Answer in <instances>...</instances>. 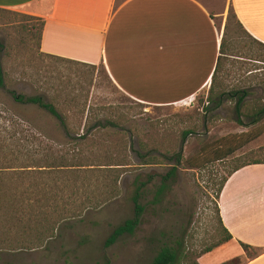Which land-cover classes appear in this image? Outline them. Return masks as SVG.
I'll return each mask as SVG.
<instances>
[{"label":"rangeland","instance_id":"rangeland-1","mask_svg":"<svg viewBox=\"0 0 264 264\" xmlns=\"http://www.w3.org/2000/svg\"><path fill=\"white\" fill-rule=\"evenodd\" d=\"M38 31L39 22L24 10H0V41L5 47V87L0 89V167L11 168L0 174V264H152L161 247L175 242L183 246L180 264H200L207 255L202 254L224 239L216 214L219 184L236 165L264 160V134L232 158L203 167L196 159L205 146L251 129L238 125L235 101L225 98L221 107L212 111L213 106L207 102L210 89H206L184 105L161 108L140 104L114 86L102 65H72L41 54ZM225 40L233 44L232 54L253 60L258 57L256 48L235 26L228 30ZM248 46L251 53L246 50ZM250 70L259 72L248 75ZM211 88L214 93L246 92L245 114L264 107V55L260 63L228 60ZM9 91L43 96L61 115L69 116L70 123H76L84 106L90 107L85 111L83 124L87 125L81 127V135L108 118L107 110L121 126L92 130L93 141L80 148L66 141L53 117L36 107L15 104ZM240 120L247 126L251 119ZM261 124L264 117L257 126ZM188 132L193 133L185 136ZM73 149L83 151L82 167L77 168L82 171L68 176L67 184L77 176L81 191L92 192L94 185L108 183L102 172L108 175L110 169H121L117 171L118 193L87 209L81 207L85 195L79 197L75 201L77 210L85 208L80 216L59 225L51 238L37 241L38 234L43 233V213L54 210L51 203L44 207L42 187L66 184L59 174L39 173L37 168L42 165L38 161L52 154L59 157L72 153ZM139 154L154 164L143 165ZM175 154L181 156L177 167ZM117 164L122 166H108ZM25 167H35L36 171ZM172 167H176L175 176L156 200L161 177ZM141 182H147L140 200L145 208L141 224L132 235L106 246L113 230L132 217V196ZM63 194L69 196L67 191ZM90 194L86 196L92 202L95 194ZM51 221L45 224L47 230ZM240 260L246 261L244 257Z\"/></svg>","mask_w":264,"mask_h":264},{"label":"crops","instance_id":"crops-1","mask_svg":"<svg viewBox=\"0 0 264 264\" xmlns=\"http://www.w3.org/2000/svg\"><path fill=\"white\" fill-rule=\"evenodd\" d=\"M16 9L44 22L41 54L102 65L120 92L148 106L187 104L211 88L228 60L260 63L264 55V0H0V10ZM234 26L256 48L254 60L231 53L225 38ZM217 207L232 239L200 264L240 257L242 264H264V165L233 173ZM240 243L258 255L247 259Z\"/></svg>","mask_w":264,"mask_h":264},{"label":"trees","instance_id":"trees-1","mask_svg":"<svg viewBox=\"0 0 264 264\" xmlns=\"http://www.w3.org/2000/svg\"><path fill=\"white\" fill-rule=\"evenodd\" d=\"M31 17V16H29ZM33 18V17H31ZM36 21L39 22V31H38V47H40V39H41V32L44 27V22L40 19L33 18ZM4 44L0 41V89H4L5 87V75L3 71V56H4ZM220 54L223 55V43L220 46ZM46 56V55H44ZM59 61L67 62L72 65H82L86 66L89 68H94L96 66H88L85 64H80L74 61H69V60H63V59H58L52 56H47ZM222 57L219 58L218 61V67L221 66V61ZM215 75L212 77V85L214 83ZM211 85V86H212ZM9 97L11 100L18 105L21 106H33L36 107L46 113H48L51 117H53L59 124V129L62 132L64 138L66 139L67 142H69L72 145L79 146L82 148L83 145L91 143L93 139H91V131H103L104 129L107 128H119L121 126V123L118 121H113L111 111L107 110L108 112V118L104 119L103 121L96 122L93 125V128L85 134L81 135V127L84 125L86 127L87 124H83V118L85 115L86 108H90L88 106H84L81 111L78 112L76 123H70L69 122V116L67 115H61L58 110L55 108V106L51 102H47L45 98L41 95H35V96H24L17 94L15 91H9L8 92ZM248 94L246 92H231V93H226V92H213V88H210L208 97H207V102L213 106L212 111H215L221 107L223 104L224 99L235 101V114L237 116V123L241 127H251L246 132L240 133V134H232L226 137L221 138L220 140L209 144L205 146L201 151L200 155L197 157L196 162L201 163L203 167H205L208 164H214L217 162H222L224 160L229 159L230 157L232 158L237 152L242 150L244 147H246L248 144L254 142L257 140L259 137H261L264 134V124H261L260 126H257V124L261 121V119L264 117V107L262 108H253L250 110L247 114L243 113L244 108L246 106L245 99L247 98ZM71 110L74 107H69ZM69 113L70 110H67ZM211 111V110H210ZM88 112V111H87ZM70 114V113H69ZM89 117L86 115V118ZM240 117H246L251 119L250 123L247 126H244L242 121L240 120ZM193 132H188L185 133L184 135L192 134ZM142 150H145V148H142ZM83 151L81 149L72 150V153L66 152L62 156H57L55 157L54 154L50 156V158H44L42 160L38 161V166L37 170L39 173L45 175H54V174H59L61 178L68 180V176L74 177V174L79 171H82L80 169H77L79 167H82L81 163V155ZM138 157L140 160H142L143 165H152V161H149L148 159L145 158V156L139 154ZM173 157V156H172ZM180 154H175V166H179L181 162ZM256 164H263L264 165V160H257V161H249L245 162L242 164L236 165L229 173L228 175L221 181L219 184L218 190L216 192V202L218 201L219 195L221 193V190L226 183L227 179L235 172L238 170L249 166V165H256ZM108 166H122L121 164L117 165H108ZM176 167H172L169 172L161 177V185L159 188L156 190L155 193V199L158 200L159 197L163 194L166 183L173 179L175 176L176 172ZM30 172L36 171L34 169L35 167H25V169H30ZM11 168H3L0 167V174H5L6 171ZM15 169V168H12ZM121 169H110L106 175V172H102L104 176V181H108V183L105 186H101V183H98L94 185V189L92 192H86L83 193L81 188L77 184V176L75 177L76 179L72 181L71 179V184H67L68 181H66L64 185H61L59 183L50 185L48 188L42 187V203L44 204V207H47V204L51 203L54 205V210L49 213V212H44L42 216V224H43V233L38 234L37 236V241L38 239H41L42 241H45L46 239L51 238L52 233H55L57 227L64 223L65 221L79 217L80 214L82 213V210H84L86 207H90L88 205L94 204V206H97L100 204V202L104 203L108 201L109 199H112L115 197L118 193V188H117V183L119 180V175L117 174V171ZM86 173V172H85ZM101 174V173H100ZM114 174V175H113ZM113 175V177L111 176ZM101 176V175H100ZM102 177V176H101ZM61 179V180H62ZM103 179V177H102ZM0 182V204H1V199H2V186ZM59 185V186H58ZM147 185V182H141L138 184L135 188L134 194L132 196V204H133V215L130 219L125 220L121 225L117 226L110 237L108 238L106 242V246L112 245L118 238L124 236V235H132L135 230L138 228V226L141 224V218L142 215L145 211V208L143 205H141L140 200L142 198V190L143 188ZM69 193V196H63L65 192ZM83 193V194H82ZM91 193V194H90ZM99 193V194H98ZM92 195L93 196L92 202L86 195ZM85 195V199H81L82 204L81 207H85L81 209L80 211L77 210L78 208L75 206V201ZM99 197V198H98ZM71 204L72 207L67 209L65 207L66 204ZM87 209V208H86ZM54 214V216H52ZM216 214L218 217L219 224L221 226L222 232L224 233V239L219 242L217 245L213 246L211 249L206 250L202 255H205L207 253H210L212 250L222 246L223 244L227 243L230 241L232 238L231 236L224 230L222 227V224L219 219V214H218V207L216 206ZM49 219H52L51 221V228L49 230L46 229L45 224L49 221ZM42 235V236H41ZM242 250L244 251L246 258L247 259H253L258 255V251L248 245L245 244H239ZM183 256V246L181 243L175 242L173 243L172 246L164 245L159 249L157 254L155 255L152 264H180L181 258ZM222 264H242L241 260L239 258H235L233 260H230L228 262L222 263Z\"/></svg>","mask_w":264,"mask_h":264}]
</instances>
